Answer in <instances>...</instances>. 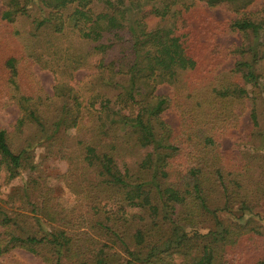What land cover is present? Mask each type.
Instances as JSON below:
<instances>
[{"label": "trees", "instance_id": "obj_1", "mask_svg": "<svg viewBox=\"0 0 264 264\" xmlns=\"http://www.w3.org/2000/svg\"><path fill=\"white\" fill-rule=\"evenodd\" d=\"M230 34L240 43L217 41ZM37 63L54 73L51 92ZM10 106L0 176L26 179L0 192V256L264 264V0H5L0 111ZM38 147L68 164L56 178L72 203Z\"/></svg>", "mask_w": 264, "mask_h": 264}, {"label": "rangeland", "instance_id": "obj_2", "mask_svg": "<svg viewBox=\"0 0 264 264\" xmlns=\"http://www.w3.org/2000/svg\"><path fill=\"white\" fill-rule=\"evenodd\" d=\"M3 2H5V0H0V11L2 10ZM255 5H252L251 9L256 10L257 6ZM211 13L215 19L216 18L221 19L224 16H227L226 12L219 9L213 10L211 11ZM70 40H72V38H70ZM219 40L222 41L224 46L226 47L240 43V38L236 34H230L228 36H225V38L217 39V41ZM232 62L233 61L230 60V62L229 63L226 62L225 65L230 67L233 64ZM34 71L37 73L38 77L40 78L44 88L47 91L51 92L52 86L54 84V73L48 70L45 66H42L38 63L34 64ZM84 73H85L84 71L76 73L75 74L76 78L83 76ZM70 78L71 77L69 76L68 79ZM170 91L171 89L169 85L166 84L160 85L157 90V92L160 94H168L170 93ZM16 116H17V109L15 106H10L0 111V127L8 126L10 123L14 121ZM164 117L166 121L169 122L173 127L175 128L177 127L179 123V117L174 108L171 107L168 108V110L164 112ZM248 125H249L248 119L244 118L241 126L238 129L232 130L229 136L224 138L223 140L224 148L232 149L235 141L241 135L243 129ZM34 161L37 164H39L43 169L47 170V172L50 174L49 182L50 184L55 186L56 194L60 196L65 203H72L73 197L71 193L68 192V190H66L63 183L56 178L58 174L66 171L68 164L65 161L58 158L46 157L43 147L36 148ZM25 179H26V171L20 174L19 177H16L15 179H12L10 181L6 180L3 172H1V176H0L1 196H6L13 188L22 185ZM16 206H18L17 203ZM248 217L249 215H246L244 219H248ZM0 264H48V263L42 260L39 256L27 252L26 250L14 249L9 254L0 256Z\"/></svg>", "mask_w": 264, "mask_h": 264}]
</instances>
